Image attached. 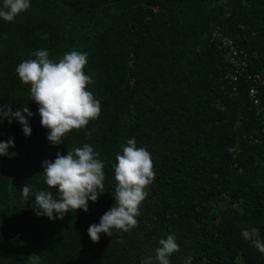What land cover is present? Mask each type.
<instances>
[{"label": "trees", "instance_id": "16d2710c", "mask_svg": "<svg viewBox=\"0 0 264 264\" xmlns=\"http://www.w3.org/2000/svg\"><path fill=\"white\" fill-rule=\"evenodd\" d=\"M43 49L53 61L86 52L87 90L101 102L99 117L58 145L16 73ZM234 51L247 62L237 80ZM9 104L35 115L31 136L0 123L16 153L0 156V264H140L168 235L180 245L171 264H264L241 236L256 228L264 241V0H31L0 19V106ZM133 138L154 171L138 225L94 243L87 230L115 204L113 164ZM85 143L104 162V193L87 212L38 216L35 193L56 195L42 162Z\"/></svg>", "mask_w": 264, "mask_h": 264}, {"label": "clouds", "instance_id": "9594fccd", "mask_svg": "<svg viewBox=\"0 0 264 264\" xmlns=\"http://www.w3.org/2000/svg\"><path fill=\"white\" fill-rule=\"evenodd\" d=\"M31 7V0H0V19L8 22ZM35 59L22 61L16 73L23 84L30 85L29 100L35 101L41 118V125L48 129L47 139L53 145L64 142L66 133L73 129H87L91 120L101 113V102L96 99L87 86L92 83L84 69L88 54L78 50L65 53L58 61L50 59L47 49L33 53ZM35 114L28 107L12 110L11 105L0 106V123L13 120L22 126L25 136H31L30 119ZM89 134L86 131V135ZM12 138L0 141V156H15L8 149L14 148ZM90 144L68 151L66 155L57 154L53 161L42 162L45 184L56 190H39L35 193L33 209L38 216L50 220L63 219L71 210L88 211L89 201L96 202L103 191L105 174L104 162ZM115 173V204L101 217L98 224L88 228V235L95 243L104 233L112 237L113 231L130 232L138 225L139 208L148 195L146 188L154 179L153 163L150 153L137 147L135 139H129L116 156L113 164ZM30 187L26 184L21 194L27 198ZM258 229H243L241 236L264 254V241L254 238ZM154 257L141 259L140 264H171L170 257L180 250L173 235L160 238ZM184 264H192L189 256Z\"/></svg>", "mask_w": 264, "mask_h": 264}, {"label": "built area", "instance_id": "2783aa9c", "mask_svg": "<svg viewBox=\"0 0 264 264\" xmlns=\"http://www.w3.org/2000/svg\"><path fill=\"white\" fill-rule=\"evenodd\" d=\"M237 52L234 51V57L232 58V63L235 65L236 67V70H237V73L236 75H234V80H237L238 79V74H243V72L245 71V67L247 65V62L246 60H241V59H237L236 58V54ZM259 77H257L258 79ZM250 94H251V97L254 99V103L255 105H259V100L258 98L256 97L257 96V90L256 88H252L251 91H250ZM263 119H264V114H263Z\"/></svg>", "mask_w": 264, "mask_h": 264}]
</instances>
